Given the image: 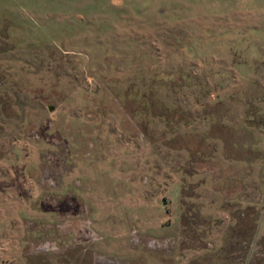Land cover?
Listing matches in <instances>:
<instances>
[{
	"label": "rangeland",
	"instance_id": "obj_1",
	"mask_svg": "<svg viewBox=\"0 0 264 264\" xmlns=\"http://www.w3.org/2000/svg\"><path fill=\"white\" fill-rule=\"evenodd\" d=\"M1 221L0 264H264V0H0Z\"/></svg>",
	"mask_w": 264,
	"mask_h": 264
},
{
	"label": "trees",
	"instance_id": "obj_2",
	"mask_svg": "<svg viewBox=\"0 0 264 264\" xmlns=\"http://www.w3.org/2000/svg\"><path fill=\"white\" fill-rule=\"evenodd\" d=\"M124 97H125V102H123V105L127 109L131 107L132 112H134V114L136 113L138 114V112L140 113L142 112L144 114H149L151 117L154 118L156 117L166 118L167 117L165 113L166 110H168V112L170 111V109L164 103L163 99L160 98L159 94L152 90L141 93L140 97L137 98L136 97L132 98V96L129 94H127Z\"/></svg>",
	"mask_w": 264,
	"mask_h": 264
},
{
	"label": "crops",
	"instance_id": "obj_3",
	"mask_svg": "<svg viewBox=\"0 0 264 264\" xmlns=\"http://www.w3.org/2000/svg\"><path fill=\"white\" fill-rule=\"evenodd\" d=\"M138 188V187H137ZM136 191V189H132V192H135ZM137 192V191H136ZM179 195V194H178ZM132 196H135L134 194L132 195ZM132 198V197H131ZM139 207V206H138ZM134 208H136V207H134ZM137 209V208H136ZM139 209V208H138ZM137 209V210H138ZM134 221V220H133ZM140 224H143V223H148V224H150V223H152V222H154L153 220H151V219H149L148 217H146V218H144L143 219V221L142 220H137ZM5 222V221H4ZM136 222V221H135ZM0 223H3L2 221L0 222ZM172 230H177L178 231V229H177V226L175 225V223H173L172 225H170L169 227H168V233L170 232V231H172Z\"/></svg>",
	"mask_w": 264,
	"mask_h": 264
}]
</instances>
